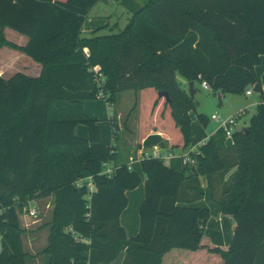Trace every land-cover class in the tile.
<instances>
[{
  "label": "trees",
  "instance_id": "16d2710c",
  "mask_svg": "<svg viewBox=\"0 0 264 264\" xmlns=\"http://www.w3.org/2000/svg\"><path fill=\"white\" fill-rule=\"evenodd\" d=\"M99 1L0 0V48L21 51L42 68L38 78L0 77V264H26L17 216L49 196L54 208L43 264H110L122 252V264H163L173 250L201 253L206 264H264L263 102L233 133L231 146L222 135L210 137L191 155L195 165L181 172L160 158L143 159L144 181L117 164L116 147L101 144L99 120L82 106L113 105L119 93L140 92V140L161 133L173 149L188 151L197 104L176 74L206 82L219 99L249 88L261 94L255 67L264 56V0H149L124 31L83 37ZM5 28L25 36L26 46L8 42ZM79 125L87 138L75 135ZM107 163L115 167L110 176L102 174ZM87 177L92 194L76 187ZM142 183L139 231L127 238L119 218L126 193ZM218 215L235 221L227 249L205 236Z\"/></svg>",
  "mask_w": 264,
  "mask_h": 264
},
{
  "label": "crops",
  "instance_id": "0c3cea01",
  "mask_svg": "<svg viewBox=\"0 0 264 264\" xmlns=\"http://www.w3.org/2000/svg\"><path fill=\"white\" fill-rule=\"evenodd\" d=\"M139 1V0H100L88 13L84 24L82 25V36L90 37L92 35L96 36H106L111 34H118L124 31L127 26L130 24L133 16L148 2ZM116 5H120V9H116ZM124 11V12H123ZM122 13L127 14V23L125 27L119 30L117 33L114 30L119 29L117 23H113L116 18L120 17L119 15ZM113 32V33H112ZM8 33L13 35L14 41L8 40ZM13 32H9L8 28H5L3 31L4 37L8 42L18 46L25 47L28 39L20 34H12ZM13 40V39H12ZM87 51V50H85ZM5 53V54H4ZM41 65L36 63L33 59L22 53L21 51L13 50L7 47L0 48V77L8 80L16 73H22L32 78H38L41 73ZM255 73L258 79V82L261 86V94L253 93L251 96L244 95H235L240 97L241 100L246 102V107L238 108V110L232 111L231 115H234L240 109H251L254 113L255 107L263 102L264 103V56L260 58V64L255 67ZM177 77H181L176 74ZM182 78V77H181ZM177 83L180 87L187 91V82L184 78H182V82ZM201 87L199 82H194V88ZM202 88V87H201ZM203 89V88H202ZM204 90V89H203ZM126 92V91H125ZM134 93V105L132 109L126 113L121 107L120 104L117 106L118 96L122 93L117 94L115 103L109 108L111 114H108V123L111 130L110 139L106 136L103 137L102 131V123H99L100 131H101V144L105 146L113 145L117 149V164L126 163L129 165L130 169L136 173H138L142 181H144V176L140 169V162L144 159V155H153L159 154L163 159L165 165L173 169L174 171L181 172L183 169V165L181 163V157L183 154L187 153L183 151H179L177 149H173L170 145V139L165 137L161 133H150L146 135L143 139L139 138V98L140 92L131 91ZM226 95V94H225ZM224 95L221 99H224ZM230 102H237L238 100H234L232 96L229 98ZM99 100L94 101H86L83 103V109L86 112L91 113L98 120L100 119V111L102 106L98 103ZM221 102L218 103L220 105ZM113 115V116H112ZM112 116V117H111ZM219 116V115H218ZM100 122V121H99ZM114 125V127H112ZM247 126V125H246ZM116 132H115V131ZM239 130V129H236ZM115 132V134H114ZM74 133L81 138L88 137V130L85 126L79 125L75 128ZM223 131L220 125L213 133H209L205 135L203 138L194 141L191 143L190 150H197V148L204 144L210 137L214 135H222ZM223 136V135H222ZM109 141V142H108ZM227 141V140H226ZM228 144V146L232 145V140ZM178 151V155L176 152ZM130 158L133 159L132 162H129ZM227 177V176H226ZM200 183L202 188L206 187V180L204 178H200ZM127 197V207L121 213L119 221L120 225L123 227L124 232L127 238L134 237L137 235L139 231V216L138 211L136 214L135 210L139 209V206L144 198V185L143 183L132 191H128L126 193ZM133 203V207L131 209V204ZM131 209V210H130ZM235 226V221L233 218L227 215H218L215 217H211L206 224L205 227V235L208 238V241L213 245L223 249H227L233 237V229ZM125 253L122 252L112 263L110 264H122ZM201 257V253L196 256V254H192L189 252L181 251V250H173L169 254L164 257L163 264H206V257Z\"/></svg>",
  "mask_w": 264,
  "mask_h": 264
},
{
  "label": "rangeland",
  "instance_id": "374dc122",
  "mask_svg": "<svg viewBox=\"0 0 264 264\" xmlns=\"http://www.w3.org/2000/svg\"><path fill=\"white\" fill-rule=\"evenodd\" d=\"M116 9H120V5H116ZM123 14L124 16L121 13L119 15L120 17L116 18V20L113 22L114 24L117 23L119 28L117 30H114L115 33L123 29L125 27V24L127 23V14ZM9 32H13L12 34H19L11 29H9ZM8 34V40L16 42L13 35H10L11 33ZM177 81L181 83L182 78L177 77ZM196 88L197 92L194 95L195 102L197 104L196 110L195 112L190 113L192 131L191 143H194V141L203 138L209 133H213L217 129L219 124L215 120H213L214 116L219 115L220 119L225 120L230 117L232 111L234 112L235 110H238V108L246 107V102H244V100H241L238 96L226 94L224 95V99H219L218 97L221 96L220 93L213 94L212 92L203 90L201 87ZM231 96L232 98H234V100L238 101L231 103L229 101V98ZM117 102V106L118 104H120L121 107H123V110L128 113L134 105V93L131 91H126L123 94H120L118 96ZM219 102H221L220 105H218ZM98 103L102 106L101 111L99 112L101 115V120H99V123H102L103 137L106 136L108 139H110L111 130L108 123V114H111L109 108L113 106L107 104L104 100H99ZM107 105L110 107L108 108ZM240 110H244V115L239 119L237 129H241L244 126L248 125L249 120L253 115V110L251 109ZM198 115H204L205 117H207L209 121L206 126L202 125L198 121ZM224 140L225 146H228V144L231 142L229 139L224 138ZM176 155H178V151L176 152ZM232 173L233 170L228 173L227 177H225L224 180H227ZM221 184L222 183L218 179H216V181H213V194L216 199L220 197ZM132 207L133 203L131 204V209ZM53 208L54 197L49 196L47 198H41L29 202L27 204V209H23L22 211H20L17 216V223L21 234L20 242L22 252L27 255L26 264H43L46 261V255L43 253V251L47 248L48 245L49 224L52 218ZM29 210H36V217H32L30 215V212H28ZM135 211L137 214L138 210ZM74 240L76 239L74 238Z\"/></svg>",
  "mask_w": 264,
  "mask_h": 264
},
{
  "label": "built area",
  "instance_id": "2783aa9c",
  "mask_svg": "<svg viewBox=\"0 0 264 264\" xmlns=\"http://www.w3.org/2000/svg\"><path fill=\"white\" fill-rule=\"evenodd\" d=\"M86 55H87V51H85ZM100 82H102V79H99ZM201 87L206 90L211 92V89L209 87V85L206 82H201L200 83ZM253 94L252 88H249L246 92L245 95L246 96H251ZM244 115V110H240L237 113H235L234 115L230 116L229 118L222 120L219 118V116H214L213 120H215L220 127L222 128V135L225 139H229L232 140V135L233 133L236 131L237 129V125H238V121L239 119ZM197 153V150L193 151V150H188L187 153L183 154V156L181 157V163L183 166H194L195 165V160L191 158L192 154ZM150 157H154V158H161V156L159 154H153V155H144V159L150 158ZM163 160V159H162ZM133 159L130 158L129 162H132ZM129 167V165H128ZM114 165L107 163L103 165V170H102V174L103 175H107L110 176L112 174V172L114 171ZM130 169V167H129ZM76 187L78 188H86L88 191V194H92L93 192H95V186L93 184L92 181V177H87L84 179H80L76 182ZM26 208H24V210H26ZM28 212H30V215L32 217H36V210H29Z\"/></svg>",
  "mask_w": 264,
  "mask_h": 264
},
{
  "label": "water",
  "instance_id": "95a60500",
  "mask_svg": "<svg viewBox=\"0 0 264 264\" xmlns=\"http://www.w3.org/2000/svg\"><path fill=\"white\" fill-rule=\"evenodd\" d=\"M187 94L191 97L195 95V90H194V82H189L187 85ZM159 97L165 98L168 100V96L166 93H159Z\"/></svg>",
  "mask_w": 264,
  "mask_h": 264
}]
</instances>
